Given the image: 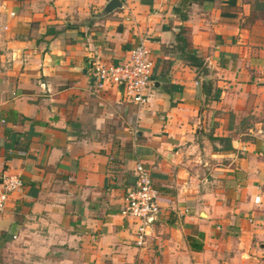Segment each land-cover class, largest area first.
<instances>
[{"label": "crops", "instance_id": "crops-1", "mask_svg": "<svg viewBox=\"0 0 264 264\" xmlns=\"http://www.w3.org/2000/svg\"><path fill=\"white\" fill-rule=\"evenodd\" d=\"M107 1L0 3V175L22 182L0 211V264H264V0H189L205 78L166 60L180 0ZM140 41L146 103L97 90L92 62ZM136 162L159 206L142 246L120 214Z\"/></svg>", "mask_w": 264, "mask_h": 264}, {"label": "built area", "instance_id": "built-area-1", "mask_svg": "<svg viewBox=\"0 0 264 264\" xmlns=\"http://www.w3.org/2000/svg\"><path fill=\"white\" fill-rule=\"evenodd\" d=\"M149 49L143 41L130 48L124 59L103 63L94 60L90 76L97 90L109 86L121 89L132 102L141 105L147 101L146 90L151 85L153 62ZM134 184L127 189L123 198L120 214L135 223L134 244L142 246L144 237L149 233L159 213L156 203L157 190L153 187L150 173L141 162L133 168ZM22 185L16 174L0 175V211L3 209L11 192ZM187 210H184L186 212Z\"/></svg>", "mask_w": 264, "mask_h": 264}, {"label": "trees", "instance_id": "trees-1", "mask_svg": "<svg viewBox=\"0 0 264 264\" xmlns=\"http://www.w3.org/2000/svg\"><path fill=\"white\" fill-rule=\"evenodd\" d=\"M188 2L189 0H180L179 4L175 8V13L179 21V23L176 25L174 34L175 44L173 45V48H175V50H172L171 48V50L168 51L164 48V53H172V57L166 58L169 64L173 61V59L179 58L186 61L188 65H191L196 69H202L204 66L203 60L193 53V50L186 37L187 29L182 24V22L187 19L186 8ZM219 139L221 140L222 138Z\"/></svg>", "mask_w": 264, "mask_h": 264}, {"label": "water", "instance_id": "water-1", "mask_svg": "<svg viewBox=\"0 0 264 264\" xmlns=\"http://www.w3.org/2000/svg\"><path fill=\"white\" fill-rule=\"evenodd\" d=\"M121 7V1L120 0H108L106 2V4L103 7V12L104 13H108L116 8H120ZM208 72V68L207 66H205L202 70H201V78H205L206 77V73ZM156 85V84H155Z\"/></svg>", "mask_w": 264, "mask_h": 264}, {"label": "rangeland", "instance_id": "rangeland-1", "mask_svg": "<svg viewBox=\"0 0 264 264\" xmlns=\"http://www.w3.org/2000/svg\"><path fill=\"white\" fill-rule=\"evenodd\" d=\"M2 0H0V3H1Z\"/></svg>", "mask_w": 264, "mask_h": 264}]
</instances>
